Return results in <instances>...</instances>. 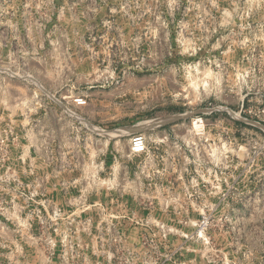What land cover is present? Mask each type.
Returning a JSON list of instances; mask_svg holds the SVG:
<instances>
[{
    "label": "rangeland",
    "instance_id": "obj_1",
    "mask_svg": "<svg viewBox=\"0 0 264 264\" xmlns=\"http://www.w3.org/2000/svg\"><path fill=\"white\" fill-rule=\"evenodd\" d=\"M0 264H264V0H0Z\"/></svg>",
    "mask_w": 264,
    "mask_h": 264
},
{
    "label": "bare ground",
    "instance_id": "obj_2",
    "mask_svg": "<svg viewBox=\"0 0 264 264\" xmlns=\"http://www.w3.org/2000/svg\"><path fill=\"white\" fill-rule=\"evenodd\" d=\"M152 121V120H151ZM144 126V125H143ZM146 126V125H145ZM116 134V133H115Z\"/></svg>",
    "mask_w": 264,
    "mask_h": 264
}]
</instances>
